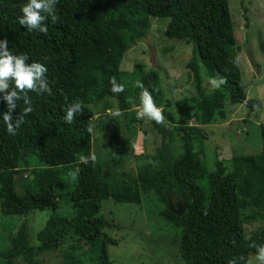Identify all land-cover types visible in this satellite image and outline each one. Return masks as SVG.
Wrapping results in <instances>:
<instances>
[{
    "label": "trees",
    "instance_id": "1",
    "mask_svg": "<svg viewBox=\"0 0 264 264\" xmlns=\"http://www.w3.org/2000/svg\"><path fill=\"white\" fill-rule=\"evenodd\" d=\"M26 3L0 0V40L9 41L13 54L28 55V63L47 67L52 94L29 92L30 105L23 99L16 102L14 118L25 107L33 109L16 135L6 131L2 116L7 104L0 99V213L25 217L34 209L49 210L36 233L38 251H54L73 235L90 245L93 264H109L107 247L116 241L103 232L106 221L99 215L100 202L138 204L141 195L152 193L165 206L160 216L180 231L179 256L184 264H228L233 259L245 264L249 254H256L251 245H264V226L246 239L241 214L248 206L264 211V123L258 126L262 147L258 155L216 160L212 171L201 172L199 182L200 160L193 150L194 141L201 137L197 126L209 125L216 117L224 119L225 97L232 105L252 108L253 104L245 100L241 86L227 0H58V20L45 21L46 35L19 24ZM149 18H167L164 37L191 44L189 70L202 69L209 79L220 76L227 83L204 95L197 79L196 96L176 100L175 115L164 110V124L148 120L160 138L156 154L137 168L134 177L119 183L111 168L103 172L97 163L81 161V156L90 157L87 105L114 100L120 110L129 109L119 66L123 54L148 29ZM113 77L124 85L123 92L111 91ZM137 80L162 107L157 73L149 70ZM133 88L139 96L141 89L135 84ZM76 100L83 102V112L68 124L65 110ZM191 105L195 126L189 125ZM175 142L178 150L171 151L169 145ZM30 167L39 170L33 171L31 182H25L18 194L11 173ZM66 168L74 172L64 173ZM63 198L69 204L68 216L56 213ZM32 199L36 206L31 205ZM172 202L180 212L170 211ZM30 252L28 229L22 221L7 239L4 264H18L15 260H25Z\"/></svg>",
    "mask_w": 264,
    "mask_h": 264
},
{
    "label": "rangeland",
    "instance_id": "2",
    "mask_svg": "<svg viewBox=\"0 0 264 264\" xmlns=\"http://www.w3.org/2000/svg\"><path fill=\"white\" fill-rule=\"evenodd\" d=\"M235 39L236 58L240 72L244 103L232 105L225 97L224 119L215 118L209 125H198L199 135L193 150L198 154L196 178L199 182L203 170L214 169L216 160L229 162L233 157L258 155L261 141L258 126L264 123V1L227 0ZM167 18H149V27L143 31L123 54L119 69L122 81L127 87L128 110H120L114 100H104L87 105L90 111L93 132L90 133V156L95 155L103 172L111 168L119 183L134 177L139 166L154 157L160 145V138L154 132L148 119H137L140 99L134 91L137 79L149 70L158 75L162 96V108L173 115V103L183 97L196 96V81L201 82L204 95L217 88L209 84V77L202 69L193 72L186 67L191 58V44L187 41L167 39L163 31ZM108 109H119L123 114L114 116ZM192 118L189 125L195 126L196 115L191 105ZM133 115L135 119L133 120ZM178 143L169 145L171 151L178 150ZM39 168L18 169L11 173L16 192L22 194L23 184L31 182L33 171ZM72 173L74 169H64ZM57 214L68 216L69 204L66 198L59 199ZM36 206V199L31 200ZM165 206L152 193L141 195L138 204H116L111 200L100 202L99 215L106 221L103 232L116 241L107 247L109 264H184L179 256V229L163 220L160 212ZM168 208L180 212L181 208L172 202ZM49 210H32L25 217L3 216L0 213V264H4L7 239L25 221L28 229L30 254L25 260L17 258L18 264H69L72 260L80 264H93L95 254L90 245L68 235L54 251L37 250L36 233L42 228ZM243 232L246 239L259 232L264 226V211L253 206L242 212ZM249 254L247 260L254 258Z\"/></svg>",
    "mask_w": 264,
    "mask_h": 264
},
{
    "label": "clouds",
    "instance_id": "3",
    "mask_svg": "<svg viewBox=\"0 0 264 264\" xmlns=\"http://www.w3.org/2000/svg\"><path fill=\"white\" fill-rule=\"evenodd\" d=\"M58 0H27V3L21 8V17L19 24L25 27L29 32L38 31L47 34L48 28L45 21L51 17V22L55 24L58 17L55 14V5ZM9 41L7 39L0 40V99L7 104V111L3 113L2 119L6 125V131L9 135H16L17 129L24 123V118L33 111L31 106L25 107L23 111L13 117V111L17 108V101L23 99L26 105H30L31 101L28 96L29 92L37 94L47 93L52 94L49 81L46 77L48 71L47 67L39 62L29 61V56L20 53L13 54L8 47ZM239 58L237 57V62ZM10 82L14 87H10ZM114 94H119L124 91V85L117 83L115 77L110 81ZM227 80L224 77L216 76L209 80V84L214 88H220L226 84ZM135 86L140 88V105L136 113L137 119L147 118L157 124H164V109L158 107L153 95L145 87V85L137 80ZM66 115L64 120L71 124L77 113L83 112V102L76 100L66 108ZM110 115L121 116L123 113L119 110H107ZM87 131L93 132V125L89 124ZM91 159L95 161L96 157L92 154L90 157L81 156V161L87 163ZM251 247L256 248L254 258L248 259L245 264H264V245L257 246L255 244ZM243 260V257H240ZM228 264H237L236 259L230 260Z\"/></svg>",
    "mask_w": 264,
    "mask_h": 264
}]
</instances>
